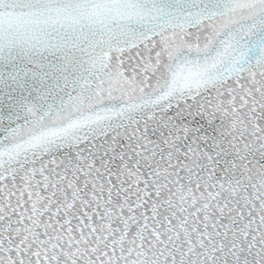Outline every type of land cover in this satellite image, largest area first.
<instances>
[{"label": "snow or ice", "instance_id": "obj_1", "mask_svg": "<svg viewBox=\"0 0 264 264\" xmlns=\"http://www.w3.org/2000/svg\"><path fill=\"white\" fill-rule=\"evenodd\" d=\"M0 264H264V0H0Z\"/></svg>", "mask_w": 264, "mask_h": 264}]
</instances>
